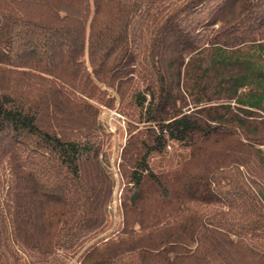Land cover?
I'll return each instance as SVG.
<instances>
[{
  "label": "trees",
  "instance_id": "trees-1",
  "mask_svg": "<svg viewBox=\"0 0 264 264\" xmlns=\"http://www.w3.org/2000/svg\"><path fill=\"white\" fill-rule=\"evenodd\" d=\"M0 264H264V0H0Z\"/></svg>",
  "mask_w": 264,
  "mask_h": 264
},
{
  "label": "rangeland",
  "instance_id": "rangeland-1",
  "mask_svg": "<svg viewBox=\"0 0 264 264\" xmlns=\"http://www.w3.org/2000/svg\"><path fill=\"white\" fill-rule=\"evenodd\" d=\"M100 121L104 126L106 132L108 133L106 136V142L104 146L105 158L109 162L110 171L115 175L116 181L118 182L117 176V162L118 155L121 149V145L124 143L126 138V119L119 113H117L114 109H103L100 114ZM178 151L171 149L169 153L164 157L163 161L158 160V156L153 158L152 164L155 168L159 166L163 167H171L175 166L179 156H177ZM115 198L112 203V209L114 211V221L117 219L116 214V204H117V186L115 189ZM116 223L113 224L112 228H114ZM111 229L107 231L110 232Z\"/></svg>",
  "mask_w": 264,
  "mask_h": 264
}]
</instances>
